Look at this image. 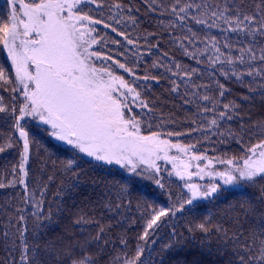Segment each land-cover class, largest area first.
<instances>
[{
    "label": "snow or ice",
    "instance_id": "1",
    "mask_svg": "<svg viewBox=\"0 0 264 264\" xmlns=\"http://www.w3.org/2000/svg\"><path fill=\"white\" fill-rule=\"evenodd\" d=\"M149 3L152 12L160 11L156 0H149ZM8 5L7 18L0 17V50L6 52L10 66L0 65V90L10 89L11 95L7 101L0 96V114L13 123L8 139L5 141L0 137V153L17 148L19 163L13 167L14 179L8 185L0 181V188L17 185L22 188L23 203L32 209L37 239L45 222H52L54 213L52 204L47 201V193L55 176H48L47 182L42 183L48 165L46 161H40V175L35 187L29 186L31 148L39 142L32 136L28 121L35 122L49 138L63 146L65 152L71 153L62 163V171L73 172L75 180L78 175L74 168L80 167L78 161L87 158L89 165L119 166L129 174L126 180L141 177L163 191L166 185L162 173L168 169L162 168L158 161L171 163L175 176L182 183L178 201L159 208H146L141 214L143 231L134 254L128 248V241L121 239V254L112 257L110 264H145V251L151 256L149 242L154 247L159 242V230L177 213H183L186 206L198 210L202 202L218 198L222 191L264 180V139L246 145L243 136L237 137L231 128L221 130L225 123L236 119L240 104L236 101L225 103L230 89L220 81L223 77L247 86L250 94H256L259 89L264 95V0H260L251 13L234 10L230 4L220 8L198 0H172L167 14L174 20H169L166 26L161 22V26L181 29L179 37L174 32L168 35L195 66L168 59L165 53V59L153 61L142 76L138 74L140 56L143 55L139 52V38H132L125 22L130 21L136 26L137 19L131 15V8L127 9L129 15L126 18L122 15L125 8L119 0L108 5L110 15L106 20L94 15V12L103 11L104 0H8ZM98 25L122 38L111 40V44L117 46L115 49L108 48L106 36H100ZM212 29H217L220 35L211 34ZM229 34H236V43ZM143 39L150 45L147 54L159 48L158 43L150 44L147 36ZM121 48L123 51L119 50ZM202 64L206 67L201 68ZM161 68L163 73L159 71ZM152 69L156 70V75L150 74ZM165 73L171 83V93L183 99L185 105H193L197 111L186 133L167 131L165 137L160 131H152L144 135L143 113L152 111L144 98L150 87L147 82L158 83L159 76ZM125 74L131 79H126ZM254 84L257 87H253ZM214 91L218 95L210 94ZM136 108L140 109L139 113L135 112ZM259 127L264 129V125ZM193 134H198L196 143L180 142V137ZM172 137L177 138L176 142H172ZM226 137L228 142L235 139L240 146L239 158L229 157L227 153L210 157L207 151L199 152L201 143L211 145L216 151L217 143H225ZM168 174L171 176L173 172ZM194 177L201 181L207 177L208 182H194ZM71 187L75 188L77 184L73 183ZM126 191V187H121L120 193ZM105 195L111 197V191ZM168 195L171 199L173 193L168 191ZM260 199H264V187H261ZM106 207L111 210V199ZM120 207V204L116 205L117 212ZM20 211L19 264H99L104 258V249L110 243L105 241L103 247H99L104 228L92 241L65 244L63 237L59 244L49 241L42 255L39 244L30 246L26 235L28 215L25 209ZM56 211L62 212V208L57 205ZM256 212L257 209L251 206L244 210L245 216ZM82 219L76 222L80 223ZM210 224L211 221L205 219L188 227L190 233L204 234L199 245L201 255L212 254L211 237L216 234L217 241H223L222 247L227 248L229 241L233 244L235 259H229L228 264H264V227L260 228L259 234H251V241L241 242L243 231L229 236L226 230L210 227ZM172 227L161 251L171 253L176 264H187V253L183 260L176 258L184 252L185 244L195 237L185 241L175 231V225ZM7 235L5 232V237ZM92 243L98 246L99 255L90 250ZM112 247L116 245L112 244ZM160 264H164L163 259Z\"/></svg>",
    "mask_w": 264,
    "mask_h": 264
},
{
    "label": "trees",
    "instance_id": "2",
    "mask_svg": "<svg viewBox=\"0 0 264 264\" xmlns=\"http://www.w3.org/2000/svg\"><path fill=\"white\" fill-rule=\"evenodd\" d=\"M119 2L125 8L122 13L125 18L129 15L127 9L131 8V15L137 19L136 26H133L130 21L125 20V22L127 23L128 33L131 34L133 39L139 38V44L141 45L139 52L143 55L140 56L139 75L142 76L145 69H150L153 61L157 59L164 60L165 53H167L168 59L178 61L183 65L191 64L195 66V62L187 60L178 46L173 43V37L168 35L169 32H174L175 36L179 37L182 35L181 29L161 26V22L166 26L169 20H174V17L167 14L172 0H156V4L160 5V11L157 12L150 10L149 0H119ZM198 2L207 3L212 7L219 5L220 8L230 4L234 10L251 13L256 10L260 0H198ZM104 3L105 8L103 11L94 12V15L106 20L110 15L108 5L113 3V0H104ZM9 11L8 0H0V17L6 19ZM85 11H87V7H85ZM97 30L101 37L106 36L108 48L110 49L117 47L111 44L112 39L122 40L110 29H104L103 25H98ZM211 34L220 35L217 29H212ZM145 36L148 37L150 44H159V48L153 49L150 55L147 54V48L150 45L146 44L143 39ZM229 36L232 38V42L236 43V34H229ZM122 43L127 46L126 42L122 41ZM119 50L123 51V48ZM128 55L131 56V53H128ZM121 59L123 60L124 57H121ZM0 65L10 66L7 55L3 50H0ZM200 67L203 68L206 65L202 64ZM159 71L163 73L164 69L161 68ZM150 74L156 75L157 72L152 69ZM125 78L131 79L126 74ZM205 79H207L206 76ZM220 81L230 89L225 98V103L236 101L240 104L236 119L230 123H225L221 130L226 131L231 128L237 137L243 136L246 145L258 143L260 139H264V129L259 127L264 125V95L260 94L259 89L256 94H250L247 86L227 81L223 77H220ZM199 82L197 81V83ZM137 83L146 82L137 81ZM147 84L150 87L144 98L152 107V111L145 110L143 113L144 126L142 133L150 134L152 131H160L166 135L167 131L188 132L190 130L188 125L197 110L191 104L185 105L183 99L171 93V83L167 79V74L159 76L158 83L149 81ZM253 87H257V85L254 84ZM140 90L138 89V91ZM183 92L184 89L181 87V94ZM210 94L218 95V92L214 91ZM10 95V89L9 91L0 90V96H3L6 101L10 99ZM245 96H248L249 99L244 100ZM138 118L140 117L138 116ZM12 123L13 121L0 114V137H3L5 141L12 133ZM28 124L32 136L39 142L34 143L31 148L32 161L28 177L29 186L30 188L35 187L36 179L40 175V161H46L48 167L45 170L42 183L47 182L48 176H55L54 182L47 193V201L52 204L54 215L51 224L45 222V228L39 230V238L37 239L35 237V220L31 215L32 209L29 205L23 203L22 188L19 185L0 188V264H13L14 261L15 264H19L18 228L22 226L19 225L18 221L19 216L22 214L21 209H25L28 215L27 226L29 231L26 233L28 242L31 247L39 244L42 255L44 254V247L49 241L59 244L61 237L65 238V244L69 242L78 244L83 243L85 240L92 241L99 230L104 228V236L99 242V247H103L105 241L110 243L104 249V258L100 260L99 264H110L112 257L121 254V239L128 241V248L134 254L138 237L143 231L144 221L141 214L146 208L168 206L176 203L180 197L182 183L177 182L174 178L163 177L166 190L162 191L154 183L141 181L138 177L126 180L125 178L129 175L116 167L100 168L95 164L89 165L86 162L87 158L78 161L80 167L74 168V172L78 175V180H75L73 172L64 173L62 171V163L66 162L71 153L65 152L63 146L59 145L54 139L49 138L47 133L42 131L35 122L28 121ZM197 135L182 136L179 139L182 143H196ZM250 135L251 140L249 141ZM176 139V137H173L174 142H176ZM200 139L203 140L202 137ZM216 139L218 140V137ZM216 148L217 150L214 151L211 145L201 143L199 152L207 151L209 155L220 156L227 153L229 157L235 156L237 158L241 155L240 146L235 139L228 142L226 137L225 143H217ZM18 163L19 152L17 148L14 147L0 153V181L5 185H8L9 181L14 179L13 167L18 166ZM73 183H76L77 187L72 188ZM121 187H126L127 191L120 193ZM261 187H264V180H258L255 185H248L242 190L222 191L218 198H210L208 201L202 202L198 210H192V206H186L183 213H177L176 217L169 219L167 224L159 230V242L154 247H151V242H149L151 256H149L148 251H145L143 257L145 264H153V261H155V264H160L161 259H163L164 264H176L171 253L161 251L163 244L168 242V234L173 230V225H175V231L185 241L195 237L194 240L185 244L184 252L176 258L177 260H183L187 253V264H228L229 259H235L232 256L233 244L231 241L228 242L227 248H224L222 247L223 241L218 242L217 236L214 234L211 237L212 254L201 255L199 245L204 234L199 231L190 233L188 227L189 225L194 227L196 224L208 219L211 221L210 227L218 226L226 230L229 236L234 232L243 231L244 235L241 237V242L251 241V234L253 232L259 234L260 228L264 227V216L261 215V213H264V199H260ZM61 189H63L62 192ZM109 190L111 191V197L105 195ZM168 191L173 193L171 199ZM57 193H60L59 196L53 199ZM118 193L119 195H117ZM109 199L112 202L111 210L106 207ZM129 201L131 202L130 206ZM117 204L121 205L118 212L116 211ZM57 205L62 208V212L56 211ZM250 206L255 207L257 212L245 216L244 210ZM47 211L46 207L45 213ZM81 217L83 219L80 223H77L76 221ZM5 232L8 233L7 237H5ZM220 235L222 236L223 233H220ZM112 244H115L116 247H112ZM90 250L94 255L100 254L95 243H92Z\"/></svg>",
    "mask_w": 264,
    "mask_h": 264
},
{
    "label": "rangeland",
    "instance_id": "3",
    "mask_svg": "<svg viewBox=\"0 0 264 264\" xmlns=\"http://www.w3.org/2000/svg\"><path fill=\"white\" fill-rule=\"evenodd\" d=\"M6 53V52H5ZM7 55V54H6ZM140 111V109L139 108H136L135 109V112H139ZM143 134V133H142ZM144 135H149V134H144ZM165 137H166V135H165ZM172 139V142H174L173 141V137L171 138ZM173 154H175V150H173ZM210 157L211 156H213V155H209ZM158 163L161 165V167L162 168H167L168 169V171H166V172H163L162 173V175H163V177H171V178H174L177 182H180L181 183V181L179 180V178L178 177H176L175 176V174H174V170H173V168H172V165H171V163H167V162H165V161H163V160H161V161H158ZM177 163H179V161H177ZM113 167H116V168H118L120 171H122L123 173H125L126 175H129L126 171H124L123 169H121V168H119V166H113ZM169 172H173V175H171V176H169ZM141 181H150V180H146V179H143V178H141V177H138ZM194 179V182H197V183H201V184H203V183H207L208 182V178L206 177L205 178V180H203V181H201V180H199L198 178H193ZM151 182V181H150ZM246 186H248V185H244L243 187H240V188H233V189H231V190H242L243 188H245Z\"/></svg>",
    "mask_w": 264,
    "mask_h": 264
}]
</instances>
